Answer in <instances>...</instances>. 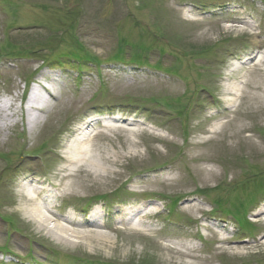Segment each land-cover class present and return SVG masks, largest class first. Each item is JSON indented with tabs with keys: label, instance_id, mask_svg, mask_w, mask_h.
<instances>
[{
	"label": "rangeland",
	"instance_id": "1",
	"mask_svg": "<svg viewBox=\"0 0 264 264\" xmlns=\"http://www.w3.org/2000/svg\"><path fill=\"white\" fill-rule=\"evenodd\" d=\"M239 65L241 96L226 107L224 77ZM263 71L264 0H0V98L17 99L0 118V264H264ZM28 80L43 111L19 108ZM94 121L105 135L85 146L112 158L98 177L65 157ZM34 179L72 183L57 202L79 218L102 199L106 238L74 245L39 230L20 208ZM144 204L158 217L143 227L116 221Z\"/></svg>",
	"mask_w": 264,
	"mask_h": 264
},
{
	"label": "bare ground",
	"instance_id": "2",
	"mask_svg": "<svg viewBox=\"0 0 264 264\" xmlns=\"http://www.w3.org/2000/svg\"><path fill=\"white\" fill-rule=\"evenodd\" d=\"M259 53L256 55L250 56L247 60L253 61V66L259 67L260 62L255 61L256 57H258ZM240 69V65L235 67V71ZM263 70V69H262ZM261 70V71H262ZM264 73V71H263ZM228 82L226 84V96L223 100L225 103L232 105L237 99L240 98V82L235 81L231 78H228ZM262 82L255 83V88L257 90H262ZM264 83V82H263ZM244 84V83H243ZM39 92L34 91L29 97L24 100V104L19 107L22 109L25 107L28 110H39L43 111L45 109V104H43V98L41 101H38ZM28 104V105H27ZM27 105V106H26ZM14 104L13 101L6 102L5 104H0V118L2 121L6 122L7 119L11 118L17 110H12ZM24 107V108H25ZM25 108V109H26ZM12 110V111H11ZM115 123L112 125H103L107 130H118L120 125H118V120H114ZM30 123L39 122V117L32 116L29 121ZM100 121H94L92 124H88L84 126L81 137L76 135V132L73 133V138L66 148V159L69 164L68 170H81L83 172L88 173L91 176L98 177L101 175V172L104 171V168L99 164V159L101 160H112L111 155L99 154L96 148L92 147L91 149L87 148L85 145L87 142H96L99 135H105L104 131L94 133V124ZM217 130V128H215ZM91 141V142H90ZM118 160L115 158L114 161ZM103 169V170H102ZM45 181L40 180H28L25 181L21 188V209L25 212L29 220L37 225L39 230H48V234L54 236V238L58 241L64 243H71L74 245L81 244L87 242L89 245L94 242L96 239L106 238V234L103 231L104 224L101 222V217L99 216V211L94 215H90L86 218L72 217L70 215H64L62 217L57 216L55 211L53 210L54 201L58 198L56 193L50 192L45 187H41V185ZM72 183H66L61 185L62 190L60 195L73 192L71 188ZM155 213V206L144 204L140 209L129 210L126 209L122 214L116 217V221L119 224H133L136 219H140V222L137 224L138 227H143L141 223V219L145 217H151ZM156 214V213H155ZM258 214H261V217L264 221V207L259 211ZM105 229V228H104ZM98 242V241H97ZM264 245V243H262ZM173 248V247H172ZM174 249V248H173ZM171 252L170 248L167 250ZM177 253L181 252L182 249H175ZM180 257L187 256V250L183 251V253H179ZM182 264V263H181Z\"/></svg>",
	"mask_w": 264,
	"mask_h": 264
}]
</instances>
